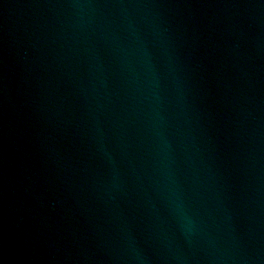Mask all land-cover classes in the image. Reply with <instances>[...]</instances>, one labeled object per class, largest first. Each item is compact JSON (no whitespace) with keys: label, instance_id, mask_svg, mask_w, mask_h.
I'll list each match as a JSON object with an SVG mask.
<instances>
[{"label":"water","instance_id":"obj_1","mask_svg":"<svg viewBox=\"0 0 264 264\" xmlns=\"http://www.w3.org/2000/svg\"><path fill=\"white\" fill-rule=\"evenodd\" d=\"M0 264H264V0H0Z\"/></svg>","mask_w":264,"mask_h":264}]
</instances>
